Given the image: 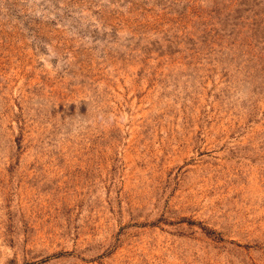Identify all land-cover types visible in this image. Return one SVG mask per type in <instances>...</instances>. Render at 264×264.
Segmentation results:
<instances>
[{
	"label": "rangeland",
	"instance_id": "374dc122",
	"mask_svg": "<svg viewBox=\"0 0 264 264\" xmlns=\"http://www.w3.org/2000/svg\"><path fill=\"white\" fill-rule=\"evenodd\" d=\"M0 264H264V0H0Z\"/></svg>",
	"mask_w": 264,
	"mask_h": 264
}]
</instances>
